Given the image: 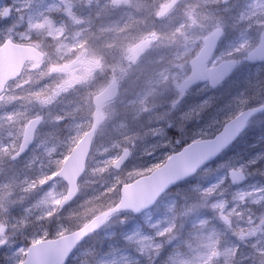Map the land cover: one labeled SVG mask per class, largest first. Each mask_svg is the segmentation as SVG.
Wrapping results in <instances>:
<instances>
[{
	"label": "rangeland",
	"instance_id": "1",
	"mask_svg": "<svg viewBox=\"0 0 264 264\" xmlns=\"http://www.w3.org/2000/svg\"><path fill=\"white\" fill-rule=\"evenodd\" d=\"M58 1L53 0L52 3L54 5L50 6L49 8H45L44 13L50 15V13L58 11V8H60ZM114 1L115 0H69V3L64 1L63 2L69 5L70 7L74 4L78 5L79 3V8L83 14L88 13L87 10H89L90 15L87 17L86 21L88 22L87 25H91L92 23L90 22V16H93V9H95V11H97L98 13H101V9L103 7H105L107 4L113 3ZM218 1L219 0H208V3L209 5H211L214 3H218ZM228 1L229 0H223V5L227 4ZM153 2H158L157 4H159L161 2H164V0H153ZM236 2L237 4H240L239 1ZM23 3V0L0 1V17L1 13L7 6H10L11 10H15L16 12L15 18L13 19V16H11V19L8 21L9 24L2 22V25H0L2 26V29H5L6 35H8V32L14 31L15 33L19 34V32L22 30L17 25H14V23L21 22L22 20H25V17H27L26 15L23 17V15L19 13V11L24 12V8L22 7V5H24ZM232 4H236L235 0L232 2ZM183 7V9L180 8L179 11L173 13L168 18L167 22H164L163 25L158 27V32L156 33L160 34L158 38L161 37V31H163V28H169V23L170 25L172 24V26L177 25V32H180V30L185 29L189 34L197 35L198 37H200L201 34L205 32V29H209L210 32L208 34L203 35V37L201 38V42L205 36L211 34V32H213L214 30H222L226 28L224 27L225 22L223 21V18L218 15V12L211 11L201 13L196 10L188 11L187 4H185ZM226 14L224 13V15ZM144 20L147 26L148 23H151L152 16L149 15L145 17ZM82 22L83 18L81 20V25H83ZM200 24L204 25L203 28L200 26ZM120 27L121 21L115 24L106 21L99 30L104 33L108 32L111 34H115L120 29ZM141 38L142 33H138L137 35H130V37L125 40L128 45L130 44V46L124 48V51H126L125 54L128 53L133 46L140 42ZM120 39V36L115 35L113 41ZM89 42H91V38H83V40L81 41L82 48H84ZM228 44L229 42H227L226 49L222 48L218 52L215 58L216 61L222 60L224 58L233 57L236 54L240 60L239 68H243V65L246 61V54L243 56V54L238 53V49L242 48L244 43H235L234 48H228ZM239 44L241 45L235 46ZM81 58L82 61L76 62L74 68L70 67V62H68L65 67L52 66L53 69H51L49 73L44 76L46 84H50L49 93L51 94H46L45 96H40L38 94V96H35L34 101L23 103V105L20 104L21 106L19 107V110L20 117L22 118L13 120L14 123H18L19 125H21V130L19 132L21 134L20 138L22 136L23 127L27 124V121L29 119H32L34 117V114L36 113H42L43 115L44 123L32 153H29V155L27 157H24V159L22 160L14 162V164L10 163V165H8L7 162H10V158L13 156V153L17 150L20 138L16 144H13L12 142H9V139L12 138V134L9 132L3 133L0 131V251L6 249L7 247L15 248V256H18V253L22 248H26L31 243H36L39 242V240L48 238L49 230H53L54 228L60 225V229L57 231V233H55L56 236H59L60 234L68 232L64 231L67 228L74 227L73 225H70L73 224V222H75L77 224L76 226L80 228L82 224H84L85 222L90 220L91 217H93L95 214H98L103 210L100 209L101 207L99 208L97 206V201L104 198V194H101L100 197L96 196V198H93V200H91L90 191L88 189V185L90 184L91 178L83 179V181L80 183L81 185L79 198L73 204V206L70 207V209H67L63 212H58L59 201L64 197L65 193L63 184H61L60 182H56L47 185V187L43 188H40L39 185L43 182V179L50 171V169L57 168L61 164L59 157L57 158V155L59 154V152H57L58 143H54L52 141V138H56L59 136V132L56 131L57 126L61 127L62 125L64 128L66 127L65 113L71 110L70 103L68 102L69 97L73 96L74 99L78 98L79 89L85 84H87V82L83 83V81H85L87 78L92 80V77L89 75L90 71L87 68H84L85 71H83V69L80 68L79 65H91L87 64L86 62H95L96 58H93L92 54L90 53L84 54V56ZM144 64L145 65H139L137 68L133 69L131 74L133 75L144 71L146 69L145 67L149 66V61H145ZM120 65L121 64H119L117 68H115V70L111 71L115 72V74H113L115 75L114 77L118 78L120 83L124 85V93L122 94V96L126 98L129 94L128 92L130 88L129 85H127V74L125 72V69L121 68ZM36 70V68L32 67L28 69L24 77L21 78V82L16 84L14 90L20 93L22 89L29 87L32 84L31 77L36 73ZM178 77L179 74H175L172 77L169 90L170 93H176L182 99V102L185 100L189 101L191 100L193 95L197 96L200 93V90L197 89L193 90V93L190 92L185 96L181 97L179 85L182 80H177ZM25 94L26 92L23 95ZM224 94L225 91L222 93L218 92L217 94H215V97H220ZM155 96V93H151L150 91V95H148V100L145 103L146 95L144 94L143 99L140 102L146 105L145 108H142L143 110L141 111V113L147 116H142L143 120L147 119V122L145 124L147 128L141 131L144 126L141 127V129L139 130L141 131L140 134L135 132L134 138L125 142L124 147L113 146L108 149L102 150L100 149L101 145L97 144L99 138L101 137L102 139L104 137V133L107 131L106 128L112 122L116 113V110L115 112L113 111V108H115L113 106V108H108V110L105 111L107 119L106 124L102 128H100L98 137L96 138L95 149H97L93 150L92 152L93 157L91 158L92 161H90L89 163L90 168H94L97 172H100L107 161H112L114 158H116L117 155H119L122 150L130 149V162L122 170L124 172V175H122L121 177L118 176L122 178L120 179L121 181L124 180L122 181V183H128L131 182L134 178L145 174L143 173V171H145L144 166H141L137 163H143V161L153 160L154 153L157 150L167 149L170 152L174 151V149L177 148V146H179V144L183 140L181 135H184V133H188L190 131L189 129L192 128L191 125L195 126V124H199L201 128L203 127V129L205 130L209 128L213 131V127L211 126L214 125L215 121H209L208 119L209 117L215 118L217 113L216 111L211 112V106L207 105L206 103L200 105L198 102H196V105H199L198 109L194 108L192 109V112L196 110L198 111V114L193 113L197 121H195L194 124H191L193 123V120H190V117L186 119L184 116L181 115L176 116L175 112L181 111L183 109L181 108L183 106L182 103H179V105L176 106L173 103L174 101H169L170 106L161 107V109H158L156 102H152ZM211 98H213V96ZM21 99L22 96H15L13 93H11L8 98L4 99L5 102L3 103V106L7 107L11 100H15L16 103H21ZM262 100H264V97ZM88 101L90 102V99ZM161 102H166V99L162 96L159 100V103ZM216 105L217 104H215V106ZM66 108H68V110ZM56 109L63 111V115L61 117L56 114ZM87 111L88 109H85L84 113L86 114ZM234 113L235 112H233L231 109L226 108L223 114L224 118L226 119L225 122L231 119ZM235 115H237V113ZM178 118L180 119V121H178ZM89 119L91 121V115H89ZM259 120L254 119L251 125H258ZM4 121L5 118H2L0 121V128L3 123L8 124ZM81 123L82 121H78L79 125H70L64 130V145L68 143L69 145H71L73 139L76 140L77 138H79L78 136L81 133V129H78ZM221 127L222 125L216 129V132H218ZM216 132L214 134H211L209 137H213ZM152 142L161 144L151 147ZM4 162L6 163V169L3 167ZM48 164H56V166L48 167ZM89 172H91V170ZM112 177L115 178L116 175L114 174ZM199 179L200 175L197 176L196 180ZM178 194L179 192L177 191L169 195L167 194L166 197H164L161 202L157 205L158 207L153 211V213L149 214L147 222L149 223L153 218L152 216L159 215V213L161 211L166 210V208H168L169 212H176L174 211V208H177L179 213L183 214L185 212V216L190 215L191 217L188 220L189 222L192 219V216L194 217L192 211L198 213L201 209L204 212H209V209H211L210 205H206L207 200L197 201L195 196L189 198V200L191 201V205L188 206V208L186 206L177 205L174 199H176V196H178ZM178 198H181V194L178 196ZM235 199V201L238 202L248 201L250 204L256 203L260 205L264 203V190L258 189L256 187H251L250 189L246 190L240 189L236 191ZM90 203L93 204V206H89ZM185 205H187V202L185 203ZM214 210H216L217 212L220 211L219 219L225 221L227 217L224 213H222L225 209H223L221 205H216L214 206ZM75 217L77 218L72 220V218ZM249 217L250 219L246 220L243 218V225H245L246 227L243 229L244 231L242 230L243 233L241 232V237L242 239H244L246 235L245 239L252 238L251 250L256 256V264H264V213L260 216ZM59 220L66 222H60L59 224ZM186 220L187 217H184V225L186 224ZM177 222L181 224L179 218H177ZM154 223L160 226V230H164L167 228V226L173 224L172 218H170V216H167L166 219L162 220L156 218ZM151 224H153V222ZM154 225L155 224H153L152 227H154ZM151 235L152 234L150 233V230L146 231L144 236H141V240L144 239L145 241L144 248L147 247L149 250L151 249L152 251H154L155 248L153 247V245H151ZM196 257L197 258L194 261L195 264H207V256L200 255Z\"/></svg>",
	"mask_w": 264,
	"mask_h": 264
},
{
	"label": "trees",
	"instance_id": "2",
	"mask_svg": "<svg viewBox=\"0 0 264 264\" xmlns=\"http://www.w3.org/2000/svg\"><path fill=\"white\" fill-rule=\"evenodd\" d=\"M244 5L246 4L240 6L242 9L237 11L236 5L222 11V16L227 19V25L228 22L233 25L235 19L241 25L237 27L239 34L244 32L250 17L247 15ZM226 12L227 15H224ZM240 12L241 16L238 18L236 13ZM0 25H2L1 22ZM21 26H23L21 29H31L26 24H21ZM8 37L16 42L34 43L31 38L27 40L23 33H19L18 36H6L5 30L0 26V42ZM178 62L181 63V61ZM227 86L232 89L228 95L230 102L228 105L235 111L258 104L264 95V77L260 79L259 74L256 75L253 69H248L245 75L240 72L236 73L228 85H225V88ZM136 115L123 110L120 114L122 121H131L128 130H123L130 136L135 129L137 131L139 128L133 126V121L137 118L134 117ZM221 117L219 113L216 124H223ZM138 120L140 121L141 118H137L135 122ZM192 140L193 138L185 140L181 146ZM231 169H242L248 176L246 183L242 186L244 190L251 187L264 190V114L261 115L258 125L251 126L235 146L200 173V179L197 182H187V184L176 187L175 190H178L182 198L176 199L178 205L188 207L191 204L189 198L195 196L197 201L207 200L206 205L211 206L209 212L200 209L189 222L191 216H185V212L181 214L177 211L169 212L167 209L166 213L161 212V220L170 216L173 224L162 233L159 229L160 226L156 225L151 228L152 224L146 223V215L134 218L130 215L120 216L115 220L112 229L108 231L105 229L102 233L85 241L72 256L69 264H195L196 256L200 255L208 257L207 264H256V256L250 246L244 244L248 240H242L241 237L243 229L246 227L242 221L250 219L249 216L262 215L264 203L259 205L250 204L248 201H235L236 189L230 187L226 177V173ZM97 178L96 176L93 180L91 191L98 197L101 194L105 196L97 201V206L101 207L100 209L110 207L118 197V189L122 182L113 178L111 180ZM101 189L103 190L101 191ZM98 190L101 192L99 193ZM186 202L187 205H185ZM214 204L221 205L225 209L222 213L226 215L225 220L227 221L219 219V212L214 210ZM156 217H153L152 222L156 220ZM184 217H187L185 225ZM177 218L181 224L177 222ZM238 218L240 223L237 222ZM149 230L152 234L151 245L155 248L154 251L147 247L144 248L145 241L141 240V236L143 237ZM57 231L51 230L49 237H53ZM23 256L24 252L9 264L21 263Z\"/></svg>",
	"mask_w": 264,
	"mask_h": 264
},
{
	"label": "water",
	"instance_id": "3",
	"mask_svg": "<svg viewBox=\"0 0 264 264\" xmlns=\"http://www.w3.org/2000/svg\"><path fill=\"white\" fill-rule=\"evenodd\" d=\"M180 1L171 0L167 5L160 7L156 19L166 17ZM3 15L7 19L9 10L7 9ZM222 35L221 32H215L205 40L202 50L192 59L190 64L192 73L188 79L182 82V90L203 83H209L212 89L217 88L235 72L236 62H224L213 68L206 67L216 50V46L222 39ZM150 44L151 41L148 40V42L137 46L133 51L131 62L135 64ZM247 58L248 62L253 65L264 63V34L255 50ZM42 59V54L40 55L33 47L18 46L8 39L0 47V96L5 92V86L20 76L25 63L31 61L41 62ZM116 98L117 86L109 85L106 91L97 95L93 105L97 108ZM262 112H264V104L243 111L237 117L228 121L214 138L206 141H195V143L185 146L179 153L170 156L162 167L157 168L150 175L136 179L131 184L123 185L120 189V199L112 209L94 217L81 229L69 235L61 236L59 239L41 241L36 245L29 246L22 264H66L76 246L102 229L113 215L122 214L123 212H130L133 215L142 214L145 210L152 208L156 201L169 189L191 179L207 164L218 159L243 134L249 121ZM93 119L94 123L90 128L91 130L81 138L64 162L65 164L61 170L57 172V175L45 183L47 185L54 180L61 179L67 185L66 197L59 204L61 209L69 205L79 195L78 182L84 175L96 128L103 121L99 115L94 116ZM40 124L41 121L33 119L24 129L22 145L14 159L24 156L32 146L36 130ZM129 155V151L123 152L112 168L116 171L120 170L121 166L128 161ZM228 179L233 187H238L245 181V176L241 172L231 171L228 174Z\"/></svg>",
	"mask_w": 264,
	"mask_h": 264
},
{
	"label": "flooded vegetation",
	"instance_id": "4",
	"mask_svg": "<svg viewBox=\"0 0 264 264\" xmlns=\"http://www.w3.org/2000/svg\"><path fill=\"white\" fill-rule=\"evenodd\" d=\"M169 1L170 0H164V2L157 4L158 2L154 3L153 0H128V1L115 0L113 3L107 4L105 7L101 9L102 11L106 10L109 12L107 16L105 12L97 14L95 9H93L94 11L93 16H90L91 18L90 22L92 23L91 25H87L88 23L87 21H85L86 23L81 25L82 18L83 20H86L87 17L90 15V11L87 10L89 14L88 13L83 14L79 8V3L78 5L74 4L73 6L70 7L67 4L63 5L62 4L64 3L63 0H59L60 8H58V11H55L57 14H50V15L46 14L45 21L51 24L47 32L49 34L50 33L52 34L53 31L56 30L58 31L59 34V39L57 41V45H58L57 50H54L49 46L50 53L47 54L49 57H48V64L46 65L48 71L53 69L52 66L65 67V65L68 62L71 63L70 67L74 68L76 62L82 61L81 57H83L84 54L90 53L92 54L93 58H96L95 62H86L87 64H91V65H86V64L79 65L80 68L83 69V71H85L84 68H87L90 71L89 75L92 77V80L87 78L85 81H83V83L87 82V84H85L79 89L78 98L74 99L73 96L69 97L68 102L70 103L71 110L69 112H66L65 116H67L69 113L71 122L67 125V127L74 124L79 125L78 121H82L78 130L81 129L80 135H83L85 132L88 131L87 129H89L90 126L93 124V119H92L93 116L99 113L103 118V121L99 126V128L100 127L102 128L106 124V120H107L105 111L108 110V108L115 107L113 108L114 112L116 110L115 117L106 128L107 129L106 133L109 132L117 133L120 130V120H121L119 117L121 112L120 99H119L120 96L116 101L108 102L107 104H104L99 109H97V111L95 108L92 107V101L94 96H96L97 93L103 91L108 84L110 83H116L117 85L120 84L119 79L115 78L114 77L115 75H113L115 74V72L111 70H115V68H117L119 64H121L120 65L121 68L123 69L127 68L128 65L127 61L129 62L130 54H131L130 51L132 49L125 54L126 51H124V48L130 46V44L128 45V43L125 42V40L129 38L130 35H135V34L137 35L138 33L139 34L142 33V38L140 39V42H145L148 40L152 41V43L148 48L147 54L138 62V64H142L145 61H149L148 68H146L144 70L145 73L140 76V84L147 89H150V87H156V85H158V83L153 84L147 82L148 79H150L151 77L149 72L163 68L164 66H168L170 61H179L181 58H182L181 61H183L184 50L182 45L185 42L188 43L186 50H189L188 54L191 56L189 61L190 64V62L192 61L191 59L200 51V48L202 47L205 37L202 39L201 44L199 40H196V37H193V35L189 34L188 32H187V37L185 38L181 37V35H179L177 32L176 29L177 25L172 26V24L170 25L169 23L168 26L169 28H163L162 29L163 31H161L164 33V35H161L160 38L156 39V33L158 32L157 30L158 27L163 25V22H166V20H168V18L173 13L179 11L180 8L183 9L184 8L183 6L185 4H187L188 11L196 10L198 12L205 13L211 10H215V11L220 10L222 7H224L223 0H219L220 2L218 1V3H214L211 5H209L208 0H182L165 20L156 21L155 16L160 9L159 7L161 5L167 4ZM249 4H250L249 15L251 16L252 19L246 24H250L252 26L256 25L264 28V0L262 1L250 0ZM149 15H151L152 18H154L155 24L151 22L148 23L146 26L145 24L146 22L144 19ZM106 21L112 24L121 21V27L115 34H111L108 32L105 33L101 32L99 29L104 25ZM237 25L241 26L239 25V23ZM200 26L203 28L204 25L200 24ZM263 33H264V29L261 30V34ZM115 35L120 36L121 39L113 41ZM83 37L91 38V42L87 43V45L84 48H82L81 46L82 45L81 39H83ZM154 39L155 41H153ZM258 39L252 45V43L248 41L247 43H245L246 39L243 37H240L239 40H236L235 38L229 39L228 37H225L218 44L213 60L209 63L208 66L213 67L215 65L224 62L225 60H234V61L236 60L239 67L240 60L236 54L233 57L224 58L222 60L216 61L215 58L218 52L222 48L225 49L227 48V42H229L228 48H234L235 43L242 42L244 43L242 48L238 49V53L240 54H244L245 51L249 49L250 46L252 45L251 48L245 53L246 54L245 58H246L248 53L255 48ZM240 45L241 44L235 46H240ZM27 66L28 65L24 67L25 68L24 71L27 69ZM28 67L34 68L38 66L32 64L31 66ZM256 68H264V64L256 65ZM160 73L163 72L160 71ZM166 77H168L167 74L163 73L162 78H166ZM142 78H146V80L145 81L141 80ZM18 83L20 82L17 81L11 83L6 88L5 94L0 98L1 101L0 108L2 107V104L5 102L4 99L8 98V96L12 92H14L16 84ZM123 88L124 85L122 86V89ZM15 93H17L16 90ZM89 94H93V95L90 96ZM172 95L171 98L173 97L174 103L178 102L183 104L181 98L176 93L173 92ZM174 96L176 97L175 99ZM89 99L90 102L88 101ZM124 106H126L129 113L136 111V106H134V101L132 100L127 101L126 104H124ZM66 109L68 110V108ZM85 109H88L86 113L87 115L84 113ZM89 115H91V119H92L91 121L89 119ZM65 129L66 128L64 127L63 128L59 126L56 127V131L59 132V136H61L62 140L65 138L63 134ZM75 142H76L75 140H72L71 145H69V143L64 145V143L62 142L61 146H59L57 150H64V151H68L69 153L70 149L74 146ZM66 157L67 155L64 156L63 154L60 155V159H62L60 161L61 163L60 167L62 166L63 161L65 160ZM10 161H14L13 156L10 158ZM5 165L6 163L4 162L3 167L6 169ZM50 167H53V165ZM72 206L73 204L69 205V207L64 209L63 211L70 209V207Z\"/></svg>",
	"mask_w": 264,
	"mask_h": 264
},
{
	"label": "bare ground",
	"instance_id": "5",
	"mask_svg": "<svg viewBox=\"0 0 264 264\" xmlns=\"http://www.w3.org/2000/svg\"><path fill=\"white\" fill-rule=\"evenodd\" d=\"M56 1H58V0H56ZM64 2H67V3H69V0H63ZM59 2V1H58ZM63 5L65 4V3H62ZM16 14V12L14 11L13 12V15H15ZM22 15V14H21ZM25 15H23V17H24ZM30 19V18H29ZM27 17H25V20H23V22H24V25L26 24V25H29L30 27H31V29H23L22 28V32H23V34L28 38V39H32L33 41H34V43H36L37 44V46H39V47H43L44 48V50L46 51V53L47 54H49L50 53V49H49V46L51 47V48H53L54 50H57V40H56V38H55V35H53V34H49L47 31V29L46 28H41L40 26H38V25H36L34 22H32V20L30 19L29 20ZM23 22H22V25H23ZM3 30H5L4 28H3ZM14 36H18V34L17 33H15L14 32V34H13ZM7 41V38H4V39H2V41L0 42V44H4L5 42ZM143 106H144V108L146 107V105L145 104H143ZM250 108H253V107H249L248 109H250ZM0 115H3V113H1ZM260 118V115L258 114V115H256L255 117H253V119H259ZM52 141L55 143V139H53L52 138ZM23 175V174H22ZM103 189H101V191H102ZM100 190H98V192L100 193L101 192Z\"/></svg>",
	"mask_w": 264,
	"mask_h": 264
}]
</instances>
